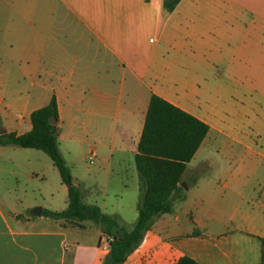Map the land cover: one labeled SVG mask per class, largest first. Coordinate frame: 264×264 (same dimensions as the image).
Returning <instances> with one entry per match:
<instances>
[{
    "label": "crops",
    "instance_id": "1",
    "mask_svg": "<svg viewBox=\"0 0 264 264\" xmlns=\"http://www.w3.org/2000/svg\"><path fill=\"white\" fill-rule=\"evenodd\" d=\"M0 41L7 72L16 71V90L1 98L14 122L7 111L1 131L27 132L30 113L55 97L59 150L82 202L126 230L137 218L135 154L151 94L209 126L179 183L185 200L175 195L173 209L154 219L122 264H173L179 255L260 264L264 0H180L170 12L163 0H0ZM213 83L227 100L255 95L259 146L230 137L240 152L220 147L206 158V144L222 132L207 112L216 90L203 97ZM82 147L93 150V165ZM4 199L0 193V264H101L98 225L42 215L65 207L41 206L34 215Z\"/></svg>",
    "mask_w": 264,
    "mask_h": 264
},
{
    "label": "trees",
    "instance_id": "2",
    "mask_svg": "<svg viewBox=\"0 0 264 264\" xmlns=\"http://www.w3.org/2000/svg\"><path fill=\"white\" fill-rule=\"evenodd\" d=\"M180 0H163V7L172 11ZM31 129L22 134L2 131L0 145H15L43 151L60 173L66 186L68 204L59 211L42 210V215L64 219L70 223L91 221L98 225L102 234L112 237L110 250L101 264H122L127 256L141 243L144 233L154 219L173 209L178 201L186 198L182 180L186 163L206 136L209 126L164 100L151 94L145 114L142 133L137 144L135 165L139 177L140 197L137 202V218L130 230L103 213L95 205L84 204L80 190L73 183L72 174L59 150L58 113L55 97L44 106L30 113ZM194 231L193 235H198ZM173 264H200L187 255H179ZM260 264H264V236L260 238Z\"/></svg>",
    "mask_w": 264,
    "mask_h": 264
},
{
    "label": "rangeland",
    "instance_id": "3",
    "mask_svg": "<svg viewBox=\"0 0 264 264\" xmlns=\"http://www.w3.org/2000/svg\"><path fill=\"white\" fill-rule=\"evenodd\" d=\"M5 44L0 41V50ZM3 49L5 51L7 48ZM6 63L5 57L0 54V131L4 129L5 115L8 111L5 109L7 105L1 101V98L5 97L8 92L16 90V85H13L16 82L14 74L16 71L8 73ZM213 86L214 83L204 89L203 97L207 98L211 91L216 90L218 98H212L208 106L202 105L201 107L207 106V112L222 132L216 134L209 141V145L206 144L207 147H212L206 153V158L215 159L220 147H235L236 152H240L238 147H242L241 142L233 141L231 138L244 142L250 138L248 142L251 146H259L261 141L256 139L253 133L254 119L257 118L255 116L257 110L255 95L235 96L227 100L225 89L213 88ZM9 115L8 120L13 123L14 120L11 119L10 113ZM258 128L262 130L261 135L264 137V125ZM79 151L82 156L85 154V163L88 166L93 165L95 159L90 162L86 158L87 147H82ZM247 158L255 159L250 153L247 154ZM64 187L58 169L43 151L15 145H0V193H3L5 202L11 207L22 210L23 204L25 207L32 208L30 210H33L35 206L64 208L66 197ZM24 212L26 214L25 210ZM92 232L93 230H90L89 235L92 236Z\"/></svg>",
    "mask_w": 264,
    "mask_h": 264
},
{
    "label": "built area",
    "instance_id": "4",
    "mask_svg": "<svg viewBox=\"0 0 264 264\" xmlns=\"http://www.w3.org/2000/svg\"><path fill=\"white\" fill-rule=\"evenodd\" d=\"M86 158L91 162L94 159V152L90 149L86 155ZM112 237L107 234H101L99 241H98V248L104 254H107L110 250V243Z\"/></svg>",
    "mask_w": 264,
    "mask_h": 264
},
{
    "label": "water",
    "instance_id": "5",
    "mask_svg": "<svg viewBox=\"0 0 264 264\" xmlns=\"http://www.w3.org/2000/svg\"><path fill=\"white\" fill-rule=\"evenodd\" d=\"M2 132V131H1ZM32 214L34 215H40L41 214V207H35L33 210H32Z\"/></svg>",
    "mask_w": 264,
    "mask_h": 264
}]
</instances>
